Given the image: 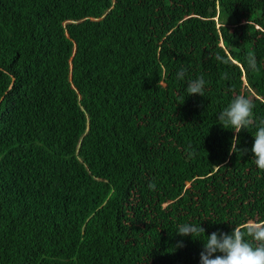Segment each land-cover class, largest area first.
Wrapping results in <instances>:
<instances>
[{
    "label": "trees",
    "instance_id": "obj_1",
    "mask_svg": "<svg viewBox=\"0 0 264 264\" xmlns=\"http://www.w3.org/2000/svg\"><path fill=\"white\" fill-rule=\"evenodd\" d=\"M261 120L264 0H0V264H198L179 225L264 223Z\"/></svg>",
    "mask_w": 264,
    "mask_h": 264
},
{
    "label": "clouds",
    "instance_id": "obj_2",
    "mask_svg": "<svg viewBox=\"0 0 264 264\" xmlns=\"http://www.w3.org/2000/svg\"><path fill=\"white\" fill-rule=\"evenodd\" d=\"M216 60L226 62L225 57L216 54ZM250 69L256 67V58L250 54L246 58ZM184 71L177 72V78L184 77ZM206 81L203 76L191 79L187 83V95L199 94L204 96ZM252 100L244 95H236L217 115V120L224 128L239 133L248 128L252 123L253 115ZM252 143L250 148L243 151L249 152L255 166L264 172V120L256 126L255 132L251 134ZM233 138L235 142H233ZM230 152L240 150L237 148L238 136H233ZM241 152V150H240ZM242 154V152H241ZM149 184V188H153ZM180 236H190L202 241V249L199 252L198 264H264V223L253 221L244 228L233 227L230 231H213L205 235V230L199 225L184 223L175 230ZM246 237H250L251 240ZM178 247H183V241L177 242Z\"/></svg>",
    "mask_w": 264,
    "mask_h": 264
}]
</instances>
